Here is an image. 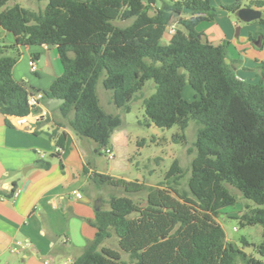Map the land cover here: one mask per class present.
Instances as JSON below:
<instances>
[{"label": "trees", "instance_id": "1", "mask_svg": "<svg viewBox=\"0 0 264 264\" xmlns=\"http://www.w3.org/2000/svg\"><path fill=\"white\" fill-rule=\"evenodd\" d=\"M8 1L0 0V25L16 40L0 46L1 112H40L30 105V92L14 77L13 67L20 45L46 44L58 48L64 71L43 90L42 100L64 97L60 114L79 136L93 139L98 151L110 147L123 123L119 113L102 105L100 78L126 112L152 80L154 91L143 98L148 119L160 127L178 125L176 138L184 143L190 121L196 123L187 188L181 187L185 169L178 159L157 185L91 174L98 186L145 191L146 203L111 193L109 207H101L92 221L95 237L70 264H264V83L240 79L227 62V42L212 44L197 29L214 16L211 0H48L37 10ZM249 5L264 11V0ZM240 7L239 0L225 5L234 13ZM176 17V31L169 35ZM118 19L132 21L121 26ZM186 84L195 90L192 99L183 94ZM49 120L46 116L38 124ZM56 124L52 135L63 146L67 133ZM230 186L255 203L232 216L242 226L261 224L260 244L245 236L239 244L227 239L218 217L237 202ZM114 235L118 248L105 244ZM246 246L254 250L247 252Z\"/></svg>", "mask_w": 264, "mask_h": 264}, {"label": "crops", "instance_id": "2", "mask_svg": "<svg viewBox=\"0 0 264 264\" xmlns=\"http://www.w3.org/2000/svg\"><path fill=\"white\" fill-rule=\"evenodd\" d=\"M236 1L211 0L214 16L200 22L197 29L212 44L227 42V62L240 79L264 83V20L261 19L264 11L252 6L263 11L262 17L243 21L225 8ZM239 1L243 7L251 6L252 0ZM165 37L167 41L169 35ZM15 40L16 36L0 25V46ZM31 59L41 67L33 70ZM63 71L55 45H20L13 75L29 92L48 89ZM192 90L194 98L195 90ZM48 100L36 105L40 112L24 116L0 111V264L72 263L83 253L87 241L96 235L92 221L97 205L108 208L103 205V188L108 185L98 186L91 180V174L101 172L131 180L111 170H102L98 160H90L97 143L79 136L57 107L49 110ZM46 116L50 120L38 124ZM56 123H61L59 132L67 133L60 152L55 151L57 138L52 135ZM110 147L115 152L114 143ZM38 151H43L45 156H39ZM15 188L21 189L16 197ZM227 239L239 244L240 237ZM19 242H28L29 246L22 248Z\"/></svg>", "mask_w": 264, "mask_h": 264}, {"label": "rangeland", "instance_id": "3", "mask_svg": "<svg viewBox=\"0 0 264 264\" xmlns=\"http://www.w3.org/2000/svg\"><path fill=\"white\" fill-rule=\"evenodd\" d=\"M160 4L163 0H157ZM20 2L23 6L35 9L44 8L48 0H9L8 4ZM132 19H118L116 24L124 26L131 23ZM173 24L178 25V17L175 18ZM166 37L164 40L166 41ZM41 67V65L38 64ZM98 91L101 97L102 105L106 110L113 113H119L123 119V123L112 134L111 144L114 143L115 157L110 159L105 149L101 151L92 150L90 160H98L99 167L102 170H111L113 174L125 176L131 180L139 179L148 185H157L165 177L166 172L170 169L175 159L185 169V175L181 179V187H188V177L190 175V165L196 156V123L191 120L186 129L187 142L184 143L177 139L176 134L180 132L178 125L172 127H160L148 119L143 104V98L154 91V84L149 80L138 97L131 102V110L126 112L117 107L112 98V90L106 89L103 85L102 78L98 82ZM110 91V92H108ZM192 87L186 84L184 96L187 99L193 98ZM93 140L91 138H88ZM94 141V140H93ZM115 167L112 169V165ZM231 190L237 196V202L228 205L221 210L218 220L222 223L228 238L236 239L245 236L250 242L260 244L263 241V226L261 224L242 226L238 218L232 215L240 214L245 204L249 203L255 206L252 200L243 197L241 192L233 186ZM105 202L103 205L109 207L108 199L111 193L119 195H128L132 197L140 205L146 203V192H126L123 187L105 186ZM264 206V205H262ZM106 245L118 248L117 238L114 235L107 239ZM127 259L128 256L124 254Z\"/></svg>", "mask_w": 264, "mask_h": 264}, {"label": "built area", "instance_id": "4", "mask_svg": "<svg viewBox=\"0 0 264 264\" xmlns=\"http://www.w3.org/2000/svg\"><path fill=\"white\" fill-rule=\"evenodd\" d=\"M176 26L177 25H175V24H172V25L168 26L167 33L169 35H172L173 33H175ZM29 64H30V66H31V68L33 70H36L37 67H38L37 61L34 60V59H31L29 61ZM44 96H45V94H44L43 91L30 92L29 99H28L30 105L36 106L44 98ZM62 149H63L62 146H59V145H56L55 146V151L56 152H60V151H62ZM105 151L107 153L108 158L112 159V158L115 157L114 150L111 147L106 148ZM38 155L41 156V157H44L45 156V153L43 151H38ZM20 192H21V189L20 188H15L14 191H13L14 197L18 196L20 194ZM75 194L78 197H82V193L80 191H76ZM19 244H20V247H22V248H27L29 246V243L28 242H19Z\"/></svg>", "mask_w": 264, "mask_h": 264}, {"label": "water", "instance_id": "5", "mask_svg": "<svg viewBox=\"0 0 264 264\" xmlns=\"http://www.w3.org/2000/svg\"><path fill=\"white\" fill-rule=\"evenodd\" d=\"M147 1V0H144ZM184 11H191L190 8H185ZM235 14L237 15L238 18H240L243 21L250 22L255 19H260L263 15V11L261 9L252 7V6H243L240 7ZM66 99L64 97H55V98H49L48 100V109L52 110L59 105H61ZM97 210L100 209V206L97 205L96 207ZM245 250L247 252H252L254 250L253 246H246ZM258 257H261L262 255L260 253L256 254Z\"/></svg>", "mask_w": 264, "mask_h": 264}]
</instances>
